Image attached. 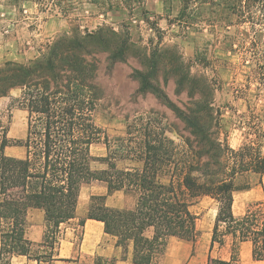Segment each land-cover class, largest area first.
I'll return each instance as SVG.
<instances>
[{"label":"trees","instance_id":"obj_1","mask_svg":"<svg viewBox=\"0 0 264 264\" xmlns=\"http://www.w3.org/2000/svg\"><path fill=\"white\" fill-rule=\"evenodd\" d=\"M130 41L129 32L112 26L90 32L74 26L57 35L35 58L0 64V98L19 88L17 101L27 111L26 135L19 140L25 148L23 157L6 154L11 140L8 130L0 127L1 250L29 255L28 210L43 209L47 231L58 232L62 223L76 217L82 185L98 180L106 184L107 194L91 197L87 216L79 224L87 218L102 221L105 231L123 247L125 258L132 246L135 263L153 264L171 236L195 241L199 216L192 206L202 197H210L218 206L211 249L224 245L226 236L233 238L231 259L209 255L208 264H237V246L244 240L252 242L253 257L264 261V196L244 214L234 212L235 192L250 187L246 179L256 174L262 183L264 135L261 130L249 131L240 147L230 146L207 75L192 73L174 55L176 91H186L191 99L185 108L175 103L155 82L160 38L147 58V69L135 71L139 90L156 94L189 135L177 141L157 125H129L126 135L118 138L122 142L118 147L96 122L101 98L96 53L109 52L113 64L126 58ZM103 139L108 152L95 156L92 147ZM119 159L136 164L119 167ZM96 161L106 166L96 169ZM116 191L134 196V204L107 205V195Z\"/></svg>","mask_w":264,"mask_h":264},{"label":"rangeland","instance_id":"obj_2","mask_svg":"<svg viewBox=\"0 0 264 264\" xmlns=\"http://www.w3.org/2000/svg\"><path fill=\"white\" fill-rule=\"evenodd\" d=\"M39 1L43 7L66 12L71 17V27H79L77 14L82 0ZM89 1L101 3V23L79 27L81 30L90 32L107 25L116 31L129 32L131 38L124 60L112 64L109 52L96 53L101 98L95 119L111 143L120 147L122 142L118 138L126 135L129 125L132 128L157 125L177 141L189 135L181 119L156 94L139 90L140 82L135 71L147 69V58L160 38L155 82L164 88L175 103L185 108L190 105L191 99L186 91H176V76L171 62L174 55L187 64L192 73L205 74L210 79L215 90V107L222 112L223 136L227 135L231 147H240L249 131L261 130L264 135V76L261 74L264 71V0H167L168 13L171 15L169 19L173 26L167 32L158 25L156 34L147 33L139 25H133L131 31L133 12L118 10L120 1L137 3L141 0ZM107 9L114 10L110 13ZM249 15L252 17L249 18ZM87 16L95 17L97 14L91 11ZM52 41L53 38L35 46H0V64L5 61L26 62L38 56L40 50ZM29 47H35L36 54H30L29 57L25 55L24 59L19 60L16 56L19 48L24 52ZM19 95V88H15L9 95L0 98V127L8 130L11 140L5 152L15 157L25 155V148L19 145V140L25 138L27 130V111L19 106ZM92 152L95 156H105L108 152L105 140L94 144ZM117 164L126 167L135 166L136 163L119 159ZM105 166L100 161L93 164L96 169ZM259 180V175L253 174L246 182L252 187L260 184ZM90 188L106 190V184L94 180L90 185L85 184L87 194ZM245 190L235 192L236 215L244 214L249 207H255L263 199L250 200ZM112 198L123 201V206H132L135 201L134 196L125 195L122 191L114 192ZM192 210L199 216L198 235L212 232L217 203L210 197H202L192 206Z\"/></svg>","mask_w":264,"mask_h":264},{"label":"crops","instance_id":"obj_3","mask_svg":"<svg viewBox=\"0 0 264 264\" xmlns=\"http://www.w3.org/2000/svg\"><path fill=\"white\" fill-rule=\"evenodd\" d=\"M99 5L101 3L89 0L80 2L79 14H77L79 27L86 28L85 25L96 26L101 23L99 21H101L102 13ZM117 5L118 10L132 11L133 15L139 17L153 14L157 25L166 31L173 26L169 19L171 15L168 13L167 0H141L137 3L120 1ZM113 10L107 9L110 13ZM91 11L96 12L97 16L88 17L87 14ZM130 25L132 31L133 25L131 23ZM70 28V15L57 8L43 7L39 0H17V2L0 0V46H35L54 39L56 34L69 31ZM29 48L24 52L19 48V54L16 53L19 60L24 59L25 55L29 57L30 54H36L35 47ZM84 187L85 184L80 190L76 217L62 223L58 232L47 231L43 209L33 207L28 210L25 235L32 242L29 255H10L2 251L0 231V264H138L132 261V246L129 247L125 258L123 247L117 244V238L114 235L105 231L102 221L87 218L84 225L79 224V220L87 216L91 197L107 194V188L106 190L90 188L87 194ZM263 189L264 176L262 183L249 187L245 192L248 193L250 200L262 199ZM106 204L122 207L123 201L114 200L111 194L107 195ZM211 237V231L197 235L195 241L171 236L167 239L164 252L153 264H208L209 255L230 260L232 236H226L224 245L215 244L212 249ZM237 253V264H264L263 260L253 257V244L250 240L241 241L237 246Z\"/></svg>","mask_w":264,"mask_h":264},{"label":"built area","instance_id":"obj_4","mask_svg":"<svg viewBox=\"0 0 264 264\" xmlns=\"http://www.w3.org/2000/svg\"><path fill=\"white\" fill-rule=\"evenodd\" d=\"M131 24L144 27L145 31L151 34H156V30L158 26L156 23V18L153 14H146L141 17L134 14L131 17Z\"/></svg>","mask_w":264,"mask_h":264}]
</instances>
